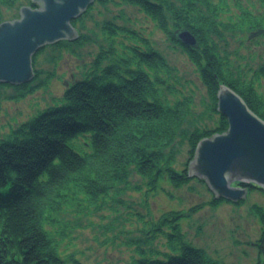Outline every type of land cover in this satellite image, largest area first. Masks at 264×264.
<instances>
[{"label": "trees", "instance_id": "1", "mask_svg": "<svg viewBox=\"0 0 264 264\" xmlns=\"http://www.w3.org/2000/svg\"><path fill=\"white\" fill-rule=\"evenodd\" d=\"M120 1L136 7L187 56L205 89L203 110L195 112L193 90H186L177 69L150 36L131 28L122 12L118 17L124 24L106 12L99 23L100 41L93 30L80 28L95 5L119 4L117 0H96L71 22L79 33L77 40L46 46L33 57V65L47 48L59 57L61 52L77 55L78 49L94 45L97 51L92 60L64 89L60 105L10 125L0 137V264H87L61 250L60 241L67 234L58 215L65 208L82 212L107 205L116 211L114 203H123L120 196L133 174L142 181L134 188L144 187L146 198L164 191L163 182L176 189L193 182L187 165L196 146L227 130V119L217 113L220 85L238 94L264 122V0ZM19 2L0 0V23L2 8H14ZM29 5L35 7L31 0ZM182 30L195 37V48L179 42L177 33ZM229 40L238 51L230 50ZM54 76L55 69H35L31 83L0 85V90H12L2 98H23ZM207 116L212 124L198 126ZM190 121L197 124L185 131ZM181 138L187 141L188 159L179 170L174 166V145ZM233 184L264 195L251 184ZM223 202L211 197L187 211L173 209L157 218L145 207L146 215H137L148 227L139 230L140 238L125 242L132 249L128 243H140L129 264H220L185 240L181 221L204 205L216 207ZM251 208L260 222L259 258L254 264H264V207L253 203ZM52 228L57 229V236ZM160 235L165 236L169 251L153 246Z\"/></svg>", "mask_w": 264, "mask_h": 264}, {"label": "rangeland", "instance_id": "2", "mask_svg": "<svg viewBox=\"0 0 264 264\" xmlns=\"http://www.w3.org/2000/svg\"><path fill=\"white\" fill-rule=\"evenodd\" d=\"M29 1L20 0L14 8H2L3 20L17 18L19 8L29 5ZM117 2H119L118 5L106 3L92 7L88 15L83 17L84 27L80 28L84 32L93 30L97 34V40L100 41L99 23L105 18L104 15H107L106 12L111 13L107 15L109 17H117V23L124 24V21L118 17L119 12H122L123 18L128 19L127 23L130 27L141 30L145 35L150 36L156 48L177 69L176 72L185 82L186 90H193L191 93L194 98L195 112H202V106L207 100L205 89L199 80L196 68L187 56L180 49H176L168 37L136 7L122 4L120 0ZM228 42L232 52L239 50L237 46L233 45L234 41L229 40ZM96 51L97 46L85 45L78 49V56L61 52L59 57H56L57 53H52L50 48L38 55L34 62V68L55 69V77L45 86L20 99H3V94H10L12 90H0V137L7 132L10 125L26 121L48 107L60 105L62 102L60 96L65 89L64 81H74V76L79 78L83 65L92 60ZM51 54L54 56L49 58ZM261 90L264 91V81ZM190 123L185 127V131L192 129V126L197 124L192 121ZM204 124H212L208 116L197 125ZM174 149L176 150L174 166L180 170L188 159L186 139H178ZM192 179L195 180L188 186L178 189L163 182L164 191L150 193L146 198L144 187L141 186L137 190L134 188L137 182L142 181L139 176L133 174L120 196L123 203H114L116 211H111L107 205L99 210L89 207L82 212H75L73 207L65 208L58 215V218H61L66 224L67 234L63 240H59L61 250L74 253L79 260L87 264H128L130 256L138 254L136 248L140 243H128L131 244L132 249L125 243L128 241L126 239L139 237V230H146L148 227L147 222H143V217L140 218L137 213L145 216V207H148L152 216L157 218L165 211L173 209L187 211L190 207L213 197L212 192L203 181ZM232 186L236 185L232 184ZM168 193L172 197H169ZM240 202L242 204H238ZM240 202L225 201L216 207L204 205L202 209L183 219L181 228L185 240L204 249L220 264H254L259 258L256 243L260 236V222L252 211L251 205L256 203L264 207V195L259 192H248L246 199ZM52 231L57 236V229L52 228ZM141 244L149 245L143 242ZM153 246L164 250L166 247L165 236L160 235L158 239L154 240ZM166 250L169 251L168 246Z\"/></svg>", "mask_w": 264, "mask_h": 264}, {"label": "water", "instance_id": "3", "mask_svg": "<svg viewBox=\"0 0 264 264\" xmlns=\"http://www.w3.org/2000/svg\"><path fill=\"white\" fill-rule=\"evenodd\" d=\"M95 0H31L18 17L0 23V84L20 86L34 78L32 59L46 45L75 41L72 21ZM179 42L196 47L187 30L177 33ZM65 85H67L65 83ZM217 113L227 119V131L202 139L188 165V177L203 181L215 200L244 201L251 184L264 191V122L253 114L238 94L220 85Z\"/></svg>", "mask_w": 264, "mask_h": 264}, {"label": "bare ground", "instance_id": "4", "mask_svg": "<svg viewBox=\"0 0 264 264\" xmlns=\"http://www.w3.org/2000/svg\"><path fill=\"white\" fill-rule=\"evenodd\" d=\"M189 162V161H188Z\"/></svg>", "mask_w": 264, "mask_h": 264}]
</instances>
